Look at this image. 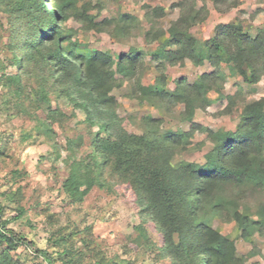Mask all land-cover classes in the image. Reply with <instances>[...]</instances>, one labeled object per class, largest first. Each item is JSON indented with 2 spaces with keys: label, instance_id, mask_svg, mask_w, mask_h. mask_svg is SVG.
Returning a JSON list of instances; mask_svg holds the SVG:
<instances>
[{
  "label": "clouds",
  "instance_id": "9594fccd",
  "mask_svg": "<svg viewBox=\"0 0 264 264\" xmlns=\"http://www.w3.org/2000/svg\"><path fill=\"white\" fill-rule=\"evenodd\" d=\"M252 107L264 0H0V264H264Z\"/></svg>",
  "mask_w": 264,
  "mask_h": 264
},
{
  "label": "trees",
  "instance_id": "16d2710c",
  "mask_svg": "<svg viewBox=\"0 0 264 264\" xmlns=\"http://www.w3.org/2000/svg\"><path fill=\"white\" fill-rule=\"evenodd\" d=\"M56 19H60L59 14H56ZM54 34V30H51L49 32L44 33L45 38H51V36ZM121 70H124L123 65L121 66ZM88 71L89 74H92L95 70L93 69L91 63H89L88 66ZM145 95H147V89L142 90ZM102 99L107 100L111 102L113 100L112 97H102ZM48 110L52 111V108H50V104L48 105ZM248 115L254 117L252 120L251 124L252 126L250 128H245V129H240V131H251L253 135L259 134L261 131H264V115H261V109L259 107H252L249 108L248 110ZM231 134V133H230ZM97 136H99V133H97ZM187 139V137L185 138ZM222 139V136H221ZM211 141V145L213 144V141ZM140 151H148L149 153L154 152L155 150L150 146H145V145H140L138 146ZM131 159V157H129ZM156 159L158 160L159 157L157 156ZM107 163V162H104ZM126 166H128V160H123V161H118L117 162V167H124L126 169ZM146 176L149 177L148 183L152 185V190H153V195L156 197V199L162 204L166 205L169 200L172 198V193L167 189V186L165 183L162 182L160 179V176L157 174L156 169H150L147 173ZM72 177L69 176L68 180L65 181V184L68 183L69 180H71ZM135 195V200L137 197V193L135 190L132 191ZM143 211V210H142ZM147 222H142L140 225V229L143 231V224ZM155 230H156V224L152 223ZM144 232V231H143ZM145 233V232H144ZM146 234V233H145ZM220 241V237H218L215 234H211L209 237V246H214L218 245ZM12 247V245H8L6 250H9V248ZM229 250H231V247L229 246Z\"/></svg>",
  "mask_w": 264,
  "mask_h": 264
},
{
  "label": "rangeland",
  "instance_id": "374dc122",
  "mask_svg": "<svg viewBox=\"0 0 264 264\" xmlns=\"http://www.w3.org/2000/svg\"><path fill=\"white\" fill-rule=\"evenodd\" d=\"M50 108L53 109V106L51 104H50ZM225 119H227V117ZM153 123H159V121H154ZM73 136L79 138L82 141L83 130L74 132ZM206 145H211V141L210 140L204 141V142H202V144L197 145V147H203V146H206ZM187 147L189 149L195 151V149L193 148V146L191 144H188ZM124 195L126 196V199H127L128 203L131 204L132 202L135 201V195H134V193L132 191H127V192L124 193ZM142 226H143V231L146 234H148V233H153L154 234L156 232V230H155V228H154L152 223H145ZM11 248L12 247H10L9 250H11ZM124 254L127 255L126 252ZM113 264H117V262H113ZM128 264H131V262H128Z\"/></svg>",
  "mask_w": 264,
  "mask_h": 264
}]
</instances>
